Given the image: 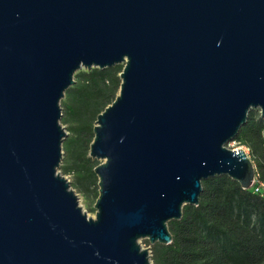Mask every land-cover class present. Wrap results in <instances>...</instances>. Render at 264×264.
<instances>
[{
    "label": "water",
    "instance_id": "obj_1",
    "mask_svg": "<svg viewBox=\"0 0 264 264\" xmlns=\"http://www.w3.org/2000/svg\"><path fill=\"white\" fill-rule=\"evenodd\" d=\"M123 67L97 118L95 218L59 172L66 92ZM264 118V0H0V264H153L202 182L254 187L231 149Z\"/></svg>",
    "mask_w": 264,
    "mask_h": 264
},
{
    "label": "trees",
    "instance_id": "obj_2",
    "mask_svg": "<svg viewBox=\"0 0 264 264\" xmlns=\"http://www.w3.org/2000/svg\"><path fill=\"white\" fill-rule=\"evenodd\" d=\"M122 71L118 66L78 72L61 103L69 133L61 173L74 177L72 188L91 205L99 198V163L90 158L94 128L119 94ZM247 119L234 144L249 150L256 168L254 188L241 189L226 175L204 180L199 206H185L183 218L168 224L172 244L150 248L153 264H264V118L252 111Z\"/></svg>",
    "mask_w": 264,
    "mask_h": 264
},
{
    "label": "rangeland",
    "instance_id": "obj_3",
    "mask_svg": "<svg viewBox=\"0 0 264 264\" xmlns=\"http://www.w3.org/2000/svg\"><path fill=\"white\" fill-rule=\"evenodd\" d=\"M259 112V111H258ZM65 127V126H64ZM66 128V127H65ZM231 149H236L237 148V146L234 144V143H231L230 144V146H229ZM247 151V150H246ZM248 152V151H247ZM63 162H64V160H63ZM99 164H100V162H99ZM61 167H62V165H61ZM61 167H60V170H59V172L61 173ZM70 182H71V184L73 183V181H74V177L72 176V175H70V176H65ZM77 193V192H76ZM77 196H78V198H79V203H80V206L83 208V210L84 211H86L88 214H89V217H91V218H95V213H96V209H95V204H96V202H95V204L94 205H91L90 203H89V201H87V199H85V197H84V195L83 194H81V193H77ZM146 241H148V240H143V241H141V244H142V246H143V248L144 249H148L149 251H150V253H151V247H152V245H150V243L149 244H146Z\"/></svg>",
    "mask_w": 264,
    "mask_h": 264
},
{
    "label": "built area",
    "instance_id": "obj_4",
    "mask_svg": "<svg viewBox=\"0 0 264 264\" xmlns=\"http://www.w3.org/2000/svg\"><path fill=\"white\" fill-rule=\"evenodd\" d=\"M238 148V147H237ZM236 148V149H237ZM239 148H243L245 151H246V153L249 155V150L247 149V148H244V147H239ZM256 182H257V177H256V179H255V183H254V186H255V184H256ZM263 187V185H261L260 187H257L256 189H255V192L257 193V192H260V190H261V188ZM254 188V187H253Z\"/></svg>",
    "mask_w": 264,
    "mask_h": 264
}]
</instances>
